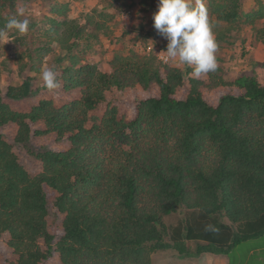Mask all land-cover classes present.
<instances>
[{
    "label": "trees",
    "instance_id": "obj_1",
    "mask_svg": "<svg viewBox=\"0 0 264 264\" xmlns=\"http://www.w3.org/2000/svg\"><path fill=\"white\" fill-rule=\"evenodd\" d=\"M15 1L0 0V27ZM255 3L245 12L242 0H208L218 49L245 25L264 46V0ZM94 10L103 20L88 14L81 22L69 17L67 3L52 1L39 36L18 37L29 57L19 65L22 82L0 85V264H153L156 251L173 249L184 259L229 254L263 235L264 54L250 74L218 65L196 79L193 67L184 71L153 51L116 53L104 71L84 57L116 16ZM54 46L62 51L50 67L58 89L76 96L41 97L24 110L12 105L38 96L28 66L40 70L34 61L40 65ZM153 87L158 93L140 98L131 117L110 100L116 91ZM218 90L224 93L213 104L208 95ZM48 136L68 148L34 146ZM178 212L175 224L166 223ZM208 224L218 231L206 232Z\"/></svg>",
    "mask_w": 264,
    "mask_h": 264
},
{
    "label": "rangeland",
    "instance_id": "obj_2",
    "mask_svg": "<svg viewBox=\"0 0 264 264\" xmlns=\"http://www.w3.org/2000/svg\"><path fill=\"white\" fill-rule=\"evenodd\" d=\"M55 0H16L15 10L9 12V17L17 19H28L30 28L26 34H18L15 30L9 32L8 40L0 42V85L3 90L10 84L18 85L22 82V75L19 72V65L29 61L28 51H25L19 36L26 39H34L41 33L45 27L42 20L48 15L50 3ZM69 5V17L77 18L81 22H85V17L92 14L96 19L103 20L102 17L95 12L94 9L112 13L116 17L114 20H107L109 32L101 34L100 40L95 43L94 47L87 50L84 59L88 62L97 63L99 68L104 71L109 70V61L113 55L128 54L131 51L147 53L153 51L157 53L159 49H167L168 41L161 36L154 28L153 14L158 10L159 0H148L146 4H142V0H58ZM243 9L249 12L255 9V0H242ZM195 2V0H193ZM205 6L208 0H203ZM23 7L25 16H17V9ZM129 14L126 15V12ZM253 31L250 26H243L239 36L234 38V43L226 45L217 50L216 57L218 65L228 68L235 75L243 73H252L256 66L257 57L264 54V46L254 44ZM242 41H244L242 43ZM31 49L34 46L30 45ZM34 51V50H33ZM31 52L36 55L35 52ZM59 46H54V53L51 52L43 57L41 64L34 61L35 65L39 66L38 71L31 70V65L28 66L27 73L34 76V83L39 87L40 93L38 96L19 102H10L19 109H28L39 98H55L58 101L71 100L76 96V91L62 92L58 88L48 90L43 86L40 73L45 68H50L55 64V55L61 53ZM23 54V55H22ZM23 61V62H22ZM172 65L183 69L184 71L190 67L186 64L170 62ZM260 79L264 80V72H259ZM157 88L153 87L149 91L140 89H127L122 92L116 91L113 93L110 100L114 101L119 109L120 115L131 117L134 113L135 103L142 97L157 94ZM224 93V90H218L208 95L211 103H216L218 96ZM61 103V102H60ZM107 104L98 107L93 113L101 117L106 109ZM6 132L13 137L14 128L7 127ZM33 144L37 149L42 147H50L59 149H67L69 144L66 141H59L55 136H48L43 139H34ZM16 153L23 161L26 168L31 173H37L40 168L37 164L32 163L27 152L19 147H15ZM182 216L181 212L174 213L165 217L168 224H175ZM51 218H56V214H51ZM4 243L0 241V250L3 251ZM153 264H195L197 257L180 258L173 249L156 251L152 255ZM231 264H264V234L241 242L234 247L229 253ZM49 264H57V259L52 258Z\"/></svg>",
    "mask_w": 264,
    "mask_h": 264
},
{
    "label": "clouds",
    "instance_id": "obj_3",
    "mask_svg": "<svg viewBox=\"0 0 264 264\" xmlns=\"http://www.w3.org/2000/svg\"><path fill=\"white\" fill-rule=\"evenodd\" d=\"M17 16H25V9H17ZM154 28L167 39L164 53L166 61L186 64L193 67L191 75L199 79L218 68L216 53L218 42L212 30L208 10L203 0H159L158 10L153 14ZM30 21L17 19L15 16L0 27V42L7 41L9 32L28 33ZM43 86L48 90L60 87L57 73L45 68L40 73ZM206 232H217L211 224L205 226Z\"/></svg>",
    "mask_w": 264,
    "mask_h": 264
},
{
    "label": "crops",
    "instance_id": "obj_4",
    "mask_svg": "<svg viewBox=\"0 0 264 264\" xmlns=\"http://www.w3.org/2000/svg\"><path fill=\"white\" fill-rule=\"evenodd\" d=\"M195 264H231V261L229 254L204 252L200 256H197V263Z\"/></svg>",
    "mask_w": 264,
    "mask_h": 264
},
{
    "label": "built area",
    "instance_id": "obj_5",
    "mask_svg": "<svg viewBox=\"0 0 264 264\" xmlns=\"http://www.w3.org/2000/svg\"><path fill=\"white\" fill-rule=\"evenodd\" d=\"M128 14H129V11L126 12V15H128ZM163 51H166V50H164V49L161 48V49H159V51L156 53L157 56L159 57V59H161V60L164 61V62H171V61H166L164 53H161V52H163Z\"/></svg>",
    "mask_w": 264,
    "mask_h": 264
}]
</instances>
